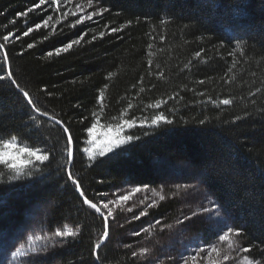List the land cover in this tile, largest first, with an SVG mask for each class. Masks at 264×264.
Instances as JSON below:
<instances>
[{
    "label": "trees",
    "instance_id": "1",
    "mask_svg": "<svg viewBox=\"0 0 264 264\" xmlns=\"http://www.w3.org/2000/svg\"><path fill=\"white\" fill-rule=\"evenodd\" d=\"M37 2L0 0V43L6 45L21 87L70 128L75 148L72 171L86 194L107 201L140 187L145 192L163 190L166 199L149 208L153 202L141 191L127 202L133 212L117 208L97 261L92 250L102 219L82 203L66 179L64 133L33 113L6 79L0 81V138L15 136L18 147L32 150L54 148L55 158L50 157V167L39 161L26 165L18 179L0 165V241L16 246L23 264H174L161 260L165 254L174 255L175 264H180L195 243L219 244L221 231L236 228L242 234L230 237L235 246L251 248L243 256L264 264V0H60L59 11L48 7L51 0L39 8L34 7ZM77 5L109 11L73 28L79 19L73 15ZM29 7L33 10L27 16L18 15ZM48 15L53 19L44 27ZM36 23L42 26L22 35ZM113 27L122 30L113 33ZM83 32L87 35L78 45L55 54L56 48ZM29 43L34 47L28 48ZM49 51L53 55L48 56ZM101 90L103 111L97 102ZM225 98L233 103L217 106L215 102ZM158 100L168 102L159 109L147 107ZM94 112L105 127L136 119L137 126L126 135L139 139L90 166L83 149ZM159 112L174 123L139 126V121L147 117L150 122ZM160 163L186 164L195 170L201 194L214 209L215 227L204 230V224L195 221L191 241L179 247L177 242L174 247L162 243L159 229L179 221L183 185L175 184L177 190L165 187L157 169ZM142 210L148 215L131 219ZM189 225L185 222L183 227ZM150 226L151 233L143 232ZM69 227L79 229L74 239L53 235ZM142 248L149 249L148 255H132Z\"/></svg>",
    "mask_w": 264,
    "mask_h": 264
},
{
    "label": "snow or ice",
    "instance_id": "2",
    "mask_svg": "<svg viewBox=\"0 0 264 264\" xmlns=\"http://www.w3.org/2000/svg\"><path fill=\"white\" fill-rule=\"evenodd\" d=\"M42 4H48V0H38L37 3L34 4V7L39 8ZM60 0H51V3L48 4L49 8H52L53 6H57L55 8L56 11H59ZM91 7V4H89ZM79 5H77V9H79ZM33 9L32 7H29L27 11L23 13H19L18 15L27 16L28 12H31ZM109 11L107 8L103 7H97L93 9L91 12H89L87 15L81 16L79 19H77L74 23L71 24V27H75L77 24L83 23L85 20H92L95 16H103L105 12ZM68 15V11H65L63 13V16L66 18ZM73 15H75V12H73ZM53 19L52 15H48L47 18L43 19L42 25L44 27H48L49 21ZM14 23L15 21H11ZM58 22V21H57ZM130 23V22H129ZM161 23H166V21H162ZM41 23H36L33 26H29L26 31L22 33L23 36H28L30 32L33 31V29H39L41 26ZM107 27V25H105ZM55 30V29H53ZM121 28L113 27L111 28V32L115 33L118 31H121ZM14 33H10V35H13ZM87 35V32L81 33L77 38L71 39L70 41L66 42L64 45L56 48L55 54L59 55L61 52H67L69 49L73 47V45H78L80 41L84 40V37ZM100 36H104V32L100 33ZM19 39V37H17ZM92 39H95V36L92 37ZM164 37L161 36V40H163ZM4 41L9 40V35L3 36ZM34 47L33 43L28 44V48ZM151 47V45H149ZM6 45L3 43H0V52L3 53L2 58H0V64L4 66V74H0V81L9 80L12 85L15 86V88L19 91V93L23 96V98L26 100L27 105L30 106L33 113L37 114L40 117H46L48 121H51L54 125H58L65 136V146L63 148V155H64V168L63 171L66 175L67 181H70L72 185H74L75 191L78 193L79 198L81 199L82 203L86 205L89 209H92L95 214H97L102 219V226H101V232L99 236L97 237V240L93 246V255L97 261L101 259L99 255V251L102 247V245L105 244L106 241L109 240L110 236V220L115 221L116 217L114 215L115 210L117 208H120L122 211L127 212H133V208L130 206H126L127 202L134 196L136 193H139L142 191L140 187H134L130 190H128L125 194L117 195L113 199L105 200H99L96 201L94 199L89 198V196L86 194L85 189L83 188L82 182L76 175L73 174L72 171V165L75 159V148H74V142L73 137L70 131V128L67 126V124L61 120L58 119L54 114H51L49 111L42 109L38 106V101H35L33 97L30 95V93L25 90V88L21 87V85L17 82L16 77L13 74V71L11 69L10 65V59L9 54L5 50ZM20 55H23V52L19 53ZM48 56L53 55L52 51H49L47 53ZM201 55L200 52L196 53V56L199 57ZM232 55V53H230ZM235 63V61L233 62ZM149 67L151 68V61H149ZM160 76H163V73H159ZM141 82H143V78H141ZM199 83L203 84L204 81L201 80ZM107 87V86H105ZM43 91H47V89H44ZM140 91H144L143 88L140 89ZM260 89H257V92H259ZM257 92H253L251 95L255 96ZM51 95V94H49ZM177 95H179L177 93ZM200 95H204V93H200ZM175 96H170L168 99H175ZM103 100H104V94L103 90L100 91L99 96L97 97V102L100 105V110L103 111ZM167 100H158L154 104H148V108H155L159 109L162 104H166ZM217 103V106L219 105H231L233 103L231 98H225L221 99ZM129 107H131V104H129ZM126 110L122 113V115H126ZM94 122L91 124L90 127L87 128V137L86 144L88 147H85L83 149V152L88 155L89 159V165L91 166L94 164L98 157H105L108 156V154L113 153L116 149H120L123 145H126L133 140L139 139L138 136L133 135H127L124 136V130L126 128H134L137 126V120L136 119H125L121 121L120 123H117L116 125L112 126L109 125L105 127L104 125L100 124V117L97 113H93ZM174 121L170 119L168 116L164 115L163 112H159L158 114H155L151 117L150 122L147 117H145L143 120L139 121L140 127H160L161 124L164 125H172ZM201 123H204L202 120ZM55 149L54 148H44V149H29L25 147H18L16 137L12 136L11 139H4L0 138V165H3L8 170L15 173V175L12 177V179H18L20 178L23 173L22 169L26 165L33 164L34 161H39L41 163L49 162L48 166L50 167V157L54 160ZM119 153H117L118 155ZM111 158V157H110ZM2 175V173H0ZM160 200H164L165 197L161 195L159 197ZM143 203V201H141ZM153 202L152 204H149L148 207L151 208L154 206ZM204 213H207L209 211H212V209L205 208ZM148 213L146 210L140 211L138 214H135L132 216V220H140L142 216H147ZM197 215V213H193V216ZM185 219H191V217H185ZM183 221H181L182 223ZM156 224H160V221L157 220ZM152 228L151 226L149 228H144L143 232L145 233H151ZM140 232H135L134 235L139 236ZM242 230L236 229V228H226L225 231H223L222 234L219 235L218 239L220 241H227L228 249L233 251H240L243 253H249L251 251V248L249 247H243L239 248L237 245L236 248H234V245H236V241L230 239L233 235L236 237L241 236ZM55 237L66 239V238H75L79 235V229L74 230L73 228H65L64 230H56L53 234ZM36 239H44L43 237H37ZM50 239V238H49ZM213 252L217 251V248L212 249ZM149 253L148 248H142L139 252H133L132 255L135 256H146ZM23 255L20 252L13 253V257L21 256ZM224 260L229 259V255H225L223 257ZM185 264H188L187 261H185ZM243 264H253V260L249 258L248 256L243 257Z\"/></svg>",
    "mask_w": 264,
    "mask_h": 264
},
{
    "label": "rangeland",
    "instance_id": "3",
    "mask_svg": "<svg viewBox=\"0 0 264 264\" xmlns=\"http://www.w3.org/2000/svg\"><path fill=\"white\" fill-rule=\"evenodd\" d=\"M74 12L75 15H78L80 18L81 16L87 15L89 12H91V10L86 6H81L79 7V9L76 8ZM129 129L130 128H126L124 130V136H127L126 132ZM157 169L161 177L166 182L164 185L165 187L168 186L169 188L177 190L178 188H175L174 186L175 184L180 183L183 185L181 191L184 192V197H182L183 202L181 206L182 214L179 216V221L172 225H164L159 229V235H161L160 237H162V243L166 245H171L172 243V247H174L175 243L177 242V247H179V245H183L185 242L187 243L191 241L193 235L192 232L194 231L191 225L195 223V221L203 223L204 230L209 228L212 230V228L215 227V225L213 224L215 218L212 214L214 209L210 207V202L206 201L205 197L201 194L202 190L199 174L186 164L170 167L166 163H160L157 165ZM180 184L176 187H179ZM127 191H124L122 194H125ZM142 195H147L148 198L146 200L152 202L160 200L159 197L161 195H163L166 199V192H163V190L149 192L142 191ZM200 195L202 197L201 199L198 198ZM131 202H133V200H131ZM138 204L139 202L136 204V206ZM205 208L212 209V211L204 213L203 210ZM194 212L197 213V215L193 216ZM186 216L191 217V219H185ZM183 220L184 222L181 223V221ZM185 222L190 223L187 228L183 227ZM221 233H223V231H221ZM18 238L16 239L17 241H15L17 243L22 241V237H20L19 239ZM195 241L198 242L196 239ZM9 242L10 241L3 243L0 241V264H23L24 261H21L19 259V256L13 257V253H15L18 248L16 246H11ZM203 242L204 241L200 240L197 244L195 243L190 249L189 255L183 259L182 263L181 261L179 263L185 264V261H187L188 264H243V253L238 250L233 251L228 249L227 241L219 240V244L216 245H206ZM236 247L237 246L234 245V248ZM213 248H217V251L213 252ZM225 255H229L228 260L223 259ZM160 257H163L161 259L162 261L167 262V260H171L172 263H176V261L174 260V255L172 254H165V256L162 255ZM149 260L154 261L156 260V258L153 259L152 257H150ZM253 264L257 263L253 262Z\"/></svg>",
    "mask_w": 264,
    "mask_h": 264
}]
</instances>
